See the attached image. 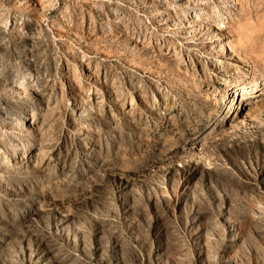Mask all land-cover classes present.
Wrapping results in <instances>:
<instances>
[{
	"label": "rangeland",
	"instance_id": "rangeland-1",
	"mask_svg": "<svg viewBox=\"0 0 264 264\" xmlns=\"http://www.w3.org/2000/svg\"><path fill=\"white\" fill-rule=\"evenodd\" d=\"M0 264H264V0H0Z\"/></svg>",
	"mask_w": 264,
	"mask_h": 264
},
{
	"label": "bare ground",
	"instance_id": "bare-ground-1",
	"mask_svg": "<svg viewBox=\"0 0 264 264\" xmlns=\"http://www.w3.org/2000/svg\"><path fill=\"white\" fill-rule=\"evenodd\" d=\"M199 12H196V14H198ZM175 25V27H178L179 26V24L178 23H175L174 24ZM219 49L221 50V49H223V47H224V45H223V43L221 42V43H219ZM23 82L24 81H20L18 84H17V86H16V89H17V91L19 92V93H26V91H25V89H24V87L22 86V84H23ZM249 95V94H248ZM241 97H246L247 98V92H242V96ZM133 101H135V99L133 100ZM86 114H89V111L87 110V108L86 109H83L82 110V112H81V115H86ZM33 119V118H32ZM34 123L33 122H31L29 125H28V129L29 130H32L34 127ZM38 150V149H37ZM44 151V148H43V146H41L40 148H39V151H36V152H34V153H32V155L30 156V157H32V159H30V160H34L35 159V157H37L38 155H41V153ZM26 151H24V153H25ZM47 153H45V155H46ZM41 158V157H40Z\"/></svg>",
	"mask_w": 264,
	"mask_h": 264
}]
</instances>
